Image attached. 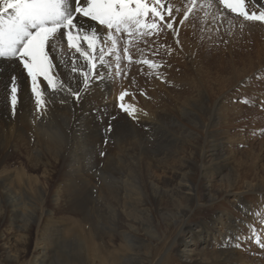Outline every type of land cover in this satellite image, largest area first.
I'll use <instances>...</instances> for the list:
<instances>
[{"label":"bare ground","instance_id":"obj_1","mask_svg":"<svg viewBox=\"0 0 264 264\" xmlns=\"http://www.w3.org/2000/svg\"><path fill=\"white\" fill-rule=\"evenodd\" d=\"M148 6H153V0H148ZM262 6L264 0L246 5L257 14ZM156 7L159 15L153 20L149 12L142 24L154 23L156 28L137 30L132 26L120 33L77 14L74 23L85 30L95 28L96 36L90 31L71 30L74 38L80 37L73 42L85 55L69 48L66 36L45 48L47 60L37 69L42 66L53 83L62 87H49L44 76L37 75L43 101L39 109L32 78L19 58H0V221L9 212L12 217L8 223L19 227L24 246L32 228L39 226L41 249L32 264H46L52 235L44 229L47 225L40 227L38 218L18 224L17 217L37 203L41 210L47 201L57 207L65 202L62 207L66 212H83L82 201L91 188H102L101 179L105 178L93 158L100 151L105 127L95 122L106 117V105L109 116L113 114L114 98L124 92L128 94L122 104L133 105L135 111L129 115L131 110L121 109L109 120L112 128L106 130V138L108 142L117 139L121 127L133 142L129 143L130 151L120 145L124 154L113 156L115 153L106 151V158L110 164L126 160L130 171L119 195L110 188L115 179L112 165L106 169V264H253L250 246L264 252V159L257 153V158L242 163L233 148L227 150L221 140L230 138L232 142L237 133L223 131L219 138L215 136L233 108H227L232 101H226L222 88L240 84L247 88L249 75L260 71L264 79V22L245 20L218 0H159ZM109 31L113 39H108ZM85 37L94 40L92 48ZM211 55L215 56L214 65L209 63ZM150 68L154 72L161 69L165 75H157L150 85L136 86L141 81L139 72ZM212 71L214 81L208 79ZM13 76L17 78L14 108ZM163 81L183 89L172 110L173 102H165ZM204 86H221L207 107ZM184 87L192 91H184ZM160 134L170 146L159 144ZM64 136L70 138L67 145L60 143ZM22 141L27 142L24 149L16 148ZM14 153L23 154L29 170L42 167L40 174L25 176L27 167L22 160L11 170L8 160ZM17 171H21L20 176ZM226 171L231 183L211 191L214 180ZM114 195L121 196L122 203L114 208L117 217L109 219L108 207ZM212 207L214 213L195 220ZM157 224L164 226L160 233ZM65 229L79 238L85 252L100 255V243L91 236L93 225L84 216L80 221L71 220ZM114 239L119 243L113 244ZM110 244L114 246L110 248ZM153 247L156 253L151 254ZM9 257L10 262H18V255Z\"/></svg>","mask_w":264,"mask_h":264},{"label":"rangeland","instance_id":"obj_2","mask_svg":"<svg viewBox=\"0 0 264 264\" xmlns=\"http://www.w3.org/2000/svg\"><path fill=\"white\" fill-rule=\"evenodd\" d=\"M210 23L212 22L210 21L206 25ZM209 29H213V28L210 26ZM212 31H211V34L214 33V30ZM209 50L210 49H208L207 51L209 52ZM214 57H215L214 55H211V59L209 60V63H211L212 65L215 64L214 61L216 62V60H214ZM150 70L151 68L148 69V71L139 72L141 73L139 75L141 81L136 82L138 84L136 86L140 87V86L150 85V83L156 79L157 75H163V76L165 75L164 72L162 73L161 69H157L155 72L150 71ZM260 74H261V71L259 73H256L255 76H252V74L249 75V78H247V81H246V82H249L248 83L249 86H247V88L246 87L241 88L242 86L241 84L239 86H225V88H222V91H224V93L226 91L225 94L227 95V99H228V100L226 99V101H229V102L232 101L231 106L226 105L227 108H230V107H233V108L228 112V115L229 114L230 115L226 121V124L220 127L219 131L216 133L215 136L216 137L218 136L219 138L220 136L223 135V131L236 132L237 133L236 138L232 142H230V138H227V139L220 138V139L223 140V143L226 149L228 147L233 148L234 152L237 154V156H239L238 158L240 161H242V163L249 162V159L252 157L257 158V155H258L257 153H260L262 155V158L264 159V148L262 149V147H264V108H263L264 104L262 105V102H264L262 98V92L264 91V86H263L264 79ZM215 76L216 74L214 73V71H212L211 73L208 74V79L210 77L209 80L214 81ZM162 83H164L163 85L165 87L164 91L165 93H167L165 96V99H166L165 102L167 103L173 102L170 105L171 110H172V108L174 109V105L178 103L177 100L181 99L180 92H183L182 91L183 89L181 90L179 86L174 85V83H170V81H166V82L163 81ZM187 89L188 87L185 88L184 91H187ZM213 89L215 93L213 92ZM220 89H221V86H204L203 87V92H205V95H206L205 99L203 100L205 101L204 107H207L208 105H210V103L213 102V98L217 96V94L220 92ZM188 91L191 92L192 89L189 88ZM118 98H119L118 95L116 96V98H114L115 104H114V108H112L113 114L109 116L110 111L108 109V106L106 105V117L99 118L95 122V125H98L99 127H102V126L105 127V133L102 135V137L99 140L100 151L97 152L93 156V158H95V160L97 161L101 169V173L103 172L105 174V178L101 179V182L103 183L102 188L98 186H96V188H91L90 193H88V196L85 197V199L82 201V206L80 209L83 210V212L80 214L78 212H75V213L73 212L71 213V211L66 212V210L63 209V207H65L66 205L65 202H61L63 205L61 204V206L57 207V206H53V203H51L50 201H47L44 203L45 207L42 206L41 210L43 212L39 209L41 206L37 203L34 205L35 207L34 206L31 207L32 210L28 211L29 213L27 212L24 216L17 217L16 222L18 224H23L27 222L32 223L34 218H35L34 220L38 218L37 220L39 221V224H41L40 227H42L43 225L45 227V225H47L46 226L47 228L46 227L45 228L43 227V228L45 230L46 229L48 230V231L46 230L48 232L47 234L52 235L50 237L53 240L50 241L51 249L48 252V259H47L46 264H73V263L74 264H101V262L102 264H106V252H105L106 251V215H107L106 214V169L107 167H110L112 165L114 169L113 173H114L115 179H113V181L111 182L110 188L113 190V192L115 191L114 193H118L119 195H121L119 192H121V189H123V187L125 186V182L128 181L126 175L130 171L129 166L126 160L124 159L121 162L116 161L115 164L114 162L110 164L109 160L106 158V151L111 155L115 153L113 156H116V155L118 156V154L119 155L124 154L125 151L121 149L123 147H125V149L123 148L124 150L127 149L128 151H130L129 143L131 141L133 142V139L130 138L131 135L127 134L126 136H124L125 133L121 127H119L118 134H120L119 135L120 138L123 137L122 139L117 137V139L114 138L112 139L111 142H108L106 138V130H111L112 128L110 121L114 120L117 117L116 115L119 112H122L121 108L119 107V105H121L122 102H121V99H118ZM160 135H161L160 136L161 143L159 142V144H162L163 146L165 145L170 146L171 144L167 141V139H164L165 137L162 134ZM128 137L130 140H128ZM116 140L119 143H117ZM69 141H70V138H67L66 136H64L60 140V143L62 145H67ZM27 142L29 141L27 140ZM27 142L26 141L18 142V145L16 148L24 149V146L27 145ZM207 143L209 144L208 139H207ZM120 145H121V148H119ZM18 160H22L25 166L27 167L26 170H24V172L26 173L25 176L39 175L40 172L42 171V167L36 171H33L31 169L29 170L28 162L22 153L21 155L18 153H14L13 155H11V159L8 160V162H10L8 166L11 168V170L15 168L14 166H17L16 162ZM230 160L234 161L233 158H231ZM17 172L19 173V176H20L21 171H17ZM229 173L230 172L226 171L225 176H223L222 178L215 179L212 184L211 191L216 192L218 190L216 189V187L218 188L221 185L225 186L231 183V180H230L231 178L228 179ZM217 183L220 185H217ZM213 188L214 190H212ZM82 197H83V194H82ZM121 203H122V197L121 196L116 197L114 195L108 207L109 219L117 217L116 211L114 208H118V206L121 205ZM2 205L3 204H1V206ZM213 208L214 207L210 209H204L201 212V214H199L200 216L198 215L195 216V220H199L201 217H208L213 212ZM7 209H9V207ZM45 209L48 210V212L51 214L50 215L51 217L48 218L47 216L48 214ZM83 216L88 222H90L93 225V229H92L93 233L91 234V236L94 237V240L100 243L99 244L100 255L98 254L94 255L92 253L85 252L86 249L84 250L83 246L80 244L79 238L75 234L71 235V233L66 231L65 229V227L67 226V224L70 223L71 220L80 221ZM11 217L12 216L9 215V212H7L2 218V221H0L1 222L0 223V264H15L17 261L10 262L8 260L10 259L9 256L11 255H18V262L16 264H19V263L20 264H32V258L34 257V255H37L36 253H38V251L41 249L40 247L41 244H40V241L38 240V238H40L41 236L39 226L38 228L36 226L32 228L29 242L24 246L23 242L21 241L22 238H21V231L20 229H18L19 227L12 226L11 224L8 223L11 220ZM84 225H86V223ZM156 227L159 233L164 230V226L162 224H157ZM261 227L262 226H259L256 228L257 230H259ZM51 229L52 231L55 229L53 231L54 233L57 231V233H55V236L53 235L54 233H52ZM65 234L68 238L65 236ZM4 237H6L7 240ZM114 241L115 243L113 244L119 243L117 239H114ZM6 244L7 246H9V248L6 246ZM113 244H110L109 247L112 248L114 246ZM151 250H153L151 251L152 252L151 254L156 253V250L154 247ZM249 254L255 258L253 260V264H264V252H262V248L257 250L255 249V247L253 248L252 246H250Z\"/></svg>","mask_w":264,"mask_h":264},{"label":"snow or ice","instance_id":"obj_3","mask_svg":"<svg viewBox=\"0 0 264 264\" xmlns=\"http://www.w3.org/2000/svg\"><path fill=\"white\" fill-rule=\"evenodd\" d=\"M255 0H218L220 5L232 13L242 16L245 20L264 22V6L257 14V11H249L246 5ZM159 0H153V6L149 8L148 0H0V58H19L28 76L32 78V91L35 94L37 108L43 101L41 92L38 90L37 75H43L48 86L52 88L62 87L53 83V79L46 74L41 66L47 57L44 55L46 47H53V41L67 38L69 48H75L81 55H85L78 44L74 43L80 37H73L72 29L78 31H90L91 36H96V29H83L74 23L77 14L90 17L100 25L106 26L109 30L115 28L117 33L122 30L128 31L132 26L138 30L141 27L156 28V24L142 25L148 13L151 12L154 20L157 15L156 5ZM161 20L164 18L161 16ZM171 28V23L167 24ZM63 30H68L67 33ZM151 34V33H145ZM89 48L93 47L94 40L85 37ZM108 39L112 38L109 31ZM115 45V40H113ZM87 58V57H86ZM131 58V57H129ZM100 60L103 61L101 55ZM151 65V61H144ZM95 67V65H91ZM74 72L76 68L72 69ZM87 83V76H85ZM11 103L13 108L17 103V78L12 77ZM128 93H121L118 99H123ZM247 102V101H245ZM122 110L129 111L131 115L135 108L129 104L119 105Z\"/></svg>","mask_w":264,"mask_h":264}]
</instances>
